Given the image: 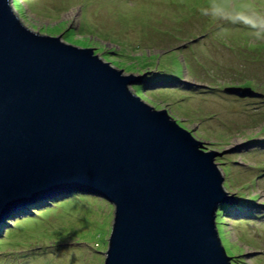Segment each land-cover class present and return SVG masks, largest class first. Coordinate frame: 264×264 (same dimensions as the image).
<instances>
[{"label":"water","instance_id":"1","mask_svg":"<svg viewBox=\"0 0 264 264\" xmlns=\"http://www.w3.org/2000/svg\"><path fill=\"white\" fill-rule=\"evenodd\" d=\"M94 54L34 32L0 0V222L81 190L116 209L105 264H233L216 224L220 203L234 201L221 153L135 95L143 75Z\"/></svg>","mask_w":264,"mask_h":264},{"label":"rangeland","instance_id":"2","mask_svg":"<svg viewBox=\"0 0 264 264\" xmlns=\"http://www.w3.org/2000/svg\"><path fill=\"white\" fill-rule=\"evenodd\" d=\"M12 5L30 29L93 48L126 74L143 75L130 89L221 153L218 168L237 199L221 204L223 244L234 264H264V98L227 89L251 80L264 92V0ZM50 197L1 222L0 264H104L115 206L85 191Z\"/></svg>","mask_w":264,"mask_h":264},{"label":"clouds","instance_id":"3","mask_svg":"<svg viewBox=\"0 0 264 264\" xmlns=\"http://www.w3.org/2000/svg\"><path fill=\"white\" fill-rule=\"evenodd\" d=\"M12 7H13V5H12ZM13 9H14V7H13ZM14 11H15V9H14ZM16 12V11H15ZM18 15V14H17ZM19 16V15H18ZM20 17V16H19ZM21 19V18H20ZM21 21H22V19H21ZM23 22V21H22ZM23 24H24V22H23ZM26 27H28L26 24H24ZM29 28V27H28ZM30 29V28H29ZM31 30H33V29H31ZM34 32H37V31H35V30H33ZM38 33H40V32H38ZM42 35H49V34H44V33H41ZM65 41V40H64ZM67 42V41H66ZM68 43V42H67ZM70 44H72V43H70ZM72 45H75V44H72ZM75 46H78V47H80V48H89V47H82V46H79V45H75ZM94 55H97L96 53L94 54ZM100 57V56H99ZM101 58V57H100ZM101 60L102 61H104V62H107V63H110L113 67H115L110 61H106V59H103V58H101ZM116 69H119V70H121L120 68H117V67H115ZM123 70V69H122ZM124 73H123V75L124 76H129V74H126L125 73V71H123ZM133 84V82L130 84V85H132ZM130 85H129V89H130ZM235 89L236 90V92H232V94H234V95H237V96H239V97H243L242 96V94L238 91V90H244V89H251V92H253V93H256L257 95H253V96H251V95H247V97H259L258 95L260 94V95H262L261 96V98H264V94H263V92L261 93V92H258L256 89H255V87L254 86H252V85H250V86H233V87H227V89ZM140 89V88H139ZM131 90V89H130ZM132 91V90H131ZM133 92V91H132ZM134 93V92H133ZM135 95H137L138 97H140L139 96V94L138 93H134ZM141 98V97H140ZM142 99V98H141ZM142 101L144 102V100L142 99ZM145 103V102H144ZM147 104V103H146ZM148 105H150V104H148ZM150 106H152V105H150ZM155 108V107H154ZM156 110H159V109H157V108H155ZM163 109H165V108H163ZM162 110V109H161ZM166 111H167V113L169 114V116H171L174 120H176V122L178 123V125H180V121H178L177 119H175L170 113H169V111L167 110V109H165ZM180 122V123H179ZM181 127H183L184 129H187V128H185L184 126H182V125H180ZM188 130V129H187ZM190 131V130H189ZM190 132H192V131H190ZM192 134L194 135V133L192 132ZM194 137L197 139V140H200V139H198L195 135H194ZM201 141V140H200ZM203 143V142H202ZM203 147H205V148H201V149H203L205 152H208V151H211V150H214V149H207V147L205 146V145H203ZM216 152H218V153H220L219 151H217V150H215ZM219 156H220V154H219ZM218 158V157H217ZM217 158H216V163L218 164V162H217ZM222 172V171H221ZM222 175L224 176V178H225V175H224V173H222ZM223 186H224V189H225V191L228 193V195H229V192L226 190V187H225V180H224V183H223ZM66 191H68V192H70V193H72V192H74V191H81V190H74V189H67V190H56L55 191V193H63V192H66ZM91 194V193H90ZM231 196V195H230ZM48 197H49V195H46V196H40V197H38V198H36V199H34V200H32V201H29V202H27V203H25V204H23V205H21V206H18L13 212H11L2 222H5L8 218H10V217H12V215L14 214V213H17V210L18 209H23V208H25V207H28V206H32L31 204H35V202H37L38 200V202H40L41 200H44V199H48ZM44 198V199H43ZM106 200V199H105ZM231 200H234L233 202H228V201H223V202H221L220 203V205H219V208H218V211H219V209H220V207H222V205L221 204H227V203H230V204H232V203H234V202H236V200H235V198H231ZM108 201V200H107ZM109 202V201H108ZM112 204V203H111ZM233 210H237V211H239L238 209H233ZM218 211H217V218H216V224H217V229H218V232H219V235H220V238H221V240H222V237H223V235H222V232H221V226L218 224ZM227 211V210H226ZM225 210H224V212L223 213H225L226 212ZM0 224H1V222H0ZM11 228V227H10ZM9 229V228H8ZM7 229V230H8ZM6 230V231H7ZM111 236V235H110ZM110 238V237H109ZM222 244H223V241H222ZM223 246H224V244H223ZM108 248H109V241H108ZM224 248H225V246H224ZM225 250H226V248H225ZM107 251H108V249H107ZM107 251H106V253H107ZM105 253V254H106ZM227 253V252H226ZM228 255V254H227ZM230 259H231V261L233 260L231 257H230ZM105 261H106V256H105ZM232 263L234 264V262L232 261ZM105 264V263H104Z\"/></svg>","mask_w":264,"mask_h":264},{"label":"trees","instance_id":"4","mask_svg":"<svg viewBox=\"0 0 264 264\" xmlns=\"http://www.w3.org/2000/svg\"><path fill=\"white\" fill-rule=\"evenodd\" d=\"M250 1H251V0H247V3H249ZM82 47H83V46H82ZM176 62L179 63L178 60H176ZM179 64H180V63H179ZM186 66H187V68H188V65H187V64H186ZM190 69H191V65H190ZM148 78H151V77H148ZM250 81H251V80H248L246 84H242L241 86H250V85H251V84H250ZM263 94H264V92H263ZM179 123H180V122H179ZM180 125L184 126L183 123H180ZM61 204H63V203H61ZM61 204H60V205H61ZM223 212H224L223 207H220V209H219V211H218V221L220 220L222 214H224ZM219 225H220V224H219ZM224 246H225V248H226V252H227L228 256H230V257L233 259V257L235 256V255H234V252H233L231 249H229L228 244H225Z\"/></svg>","mask_w":264,"mask_h":264},{"label":"bare ground","instance_id":"5","mask_svg":"<svg viewBox=\"0 0 264 264\" xmlns=\"http://www.w3.org/2000/svg\"><path fill=\"white\" fill-rule=\"evenodd\" d=\"M63 193H65V192H63ZM59 194H61V193H55V192H53L51 195H49V197H50V196L53 197L54 195H59ZM49 197H48V198H49ZM51 197H50V198H51ZM38 201H39V200H38ZM38 201H37V202H38ZM41 201H42V200H41Z\"/></svg>","mask_w":264,"mask_h":264}]
</instances>
